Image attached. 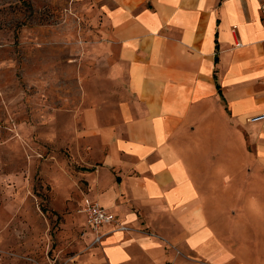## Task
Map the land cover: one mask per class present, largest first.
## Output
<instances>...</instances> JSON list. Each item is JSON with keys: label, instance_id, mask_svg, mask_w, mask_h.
Returning <instances> with one entry per match:
<instances>
[{"label": "crops", "instance_id": "obj_1", "mask_svg": "<svg viewBox=\"0 0 264 264\" xmlns=\"http://www.w3.org/2000/svg\"><path fill=\"white\" fill-rule=\"evenodd\" d=\"M99 5L119 89L84 113L82 205L116 222L70 264H264V120H247L264 114L259 0Z\"/></svg>", "mask_w": 264, "mask_h": 264}, {"label": "rangeland", "instance_id": "obj_2", "mask_svg": "<svg viewBox=\"0 0 264 264\" xmlns=\"http://www.w3.org/2000/svg\"><path fill=\"white\" fill-rule=\"evenodd\" d=\"M100 9L0 0V264H70L98 245L84 242V113L119 89Z\"/></svg>", "mask_w": 264, "mask_h": 264}, {"label": "built area", "instance_id": "obj_3", "mask_svg": "<svg viewBox=\"0 0 264 264\" xmlns=\"http://www.w3.org/2000/svg\"><path fill=\"white\" fill-rule=\"evenodd\" d=\"M261 14L264 19V0H259ZM248 121L257 122L264 120V114H258L247 118ZM82 212L87 215V222L94 230L96 237L95 243L101 242L104 237L103 234L100 233V226L105 221L116 222L113 217L109 214L106 208L102 207L98 202L87 200L82 208ZM121 229H126L125 226H121Z\"/></svg>", "mask_w": 264, "mask_h": 264}]
</instances>
